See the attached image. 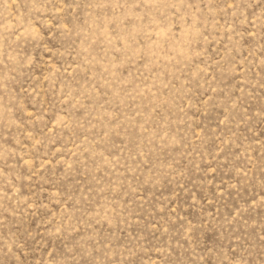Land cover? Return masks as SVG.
Returning <instances> with one entry per match:
<instances>
[{
  "label": "rangeland",
  "instance_id": "rangeland-1",
  "mask_svg": "<svg viewBox=\"0 0 264 264\" xmlns=\"http://www.w3.org/2000/svg\"><path fill=\"white\" fill-rule=\"evenodd\" d=\"M0 264H264V0H0Z\"/></svg>",
  "mask_w": 264,
  "mask_h": 264
}]
</instances>
